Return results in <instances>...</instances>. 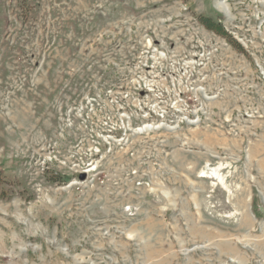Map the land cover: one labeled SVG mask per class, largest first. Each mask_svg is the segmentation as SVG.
<instances>
[{
	"label": "rangeland",
	"instance_id": "1",
	"mask_svg": "<svg viewBox=\"0 0 264 264\" xmlns=\"http://www.w3.org/2000/svg\"><path fill=\"white\" fill-rule=\"evenodd\" d=\"M0 264H264V0H0Z\"/></svg>",
	"mask_w": 264,
	"mask_h": 264
},
{
	"label": "trees",
	"instance_id": "2",
	"mask_svg": "<svg viewBox=\"0 0 264 264\" xmlns=\"http://www.w3.org/2000/svg\"><path fill=\"white\" fill-rule=\"evenodd\" d=\"M202 23H204L208 28L219 32L221 35H226V32L218 21L214 20L213 17L208 16L207 18H202Z\"/></svg>",
	"mask_w": 264,
	"mask_h": 264
},
{
	"label": "built area",
	"instance_id": "3",
	"mask_svg": "<svg viewBox=\"0 0 264 264\" xmlns=\"http://www.w3.org/2000/svg\"><path fill=\"white\" fill-rule=\"evenodd\" d=\"M239 41H240V43L246 48V44H245V42L243 43L242 41H241V39L239 38L238 39Z\"/></svg>",
	"mask_w": 264,
	"mask_h": 264
}]
</instances>
